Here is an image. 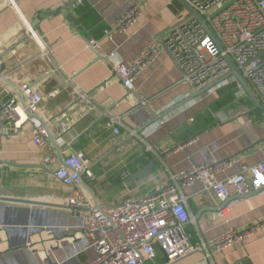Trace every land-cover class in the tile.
I'll list each match as a JSON object with an SVG mask.
<instances>
[{"label":"crops","instance_id":"crops-1","mask_svg":"<svg viewBox=\"0 0 264 264\" xmlns=\"http://www.w3.org/2000/svg\"><path fill=\"white\" fill-rule=\"evenodd\" d=\"M141 4L139 23L128 35H105L130 8ZM186 17L177 0H83L80 5L69 0H0V72L15 97L21 83L41 93L39 115L56 141L55 147L50 143V148L38 149L29 124L23 134L0 132V196L46 204L0 202V264H87L95 257L86 235L89 211L74 213L67 206L73 189L56 178L63 165L60 155L81 152L90 160L95 180L85 182L106 211L124 198L151 194L171 174L194 166L234 158L236 164L219 177L224 179L238 174L243 165L264 161L263 108L248 96L236 97L223 108L216 103L236 91L234 81L191 99L198 90L180 82L181 73L166 53L136 79L129 96L114 79V62L130 63ZM87 40L97 41V49ZM74 88L88 97L93 110L61 134L60 115L86 106ZM55 90L58 96L48 98ZM105 112L121 119L119 136L106 128ZM152 114L167 115L138 133ZM52 153L57 160L47 170L43 160ZM153 162L147 176L132 181ZM82 189L95 209L92 194L83 185ZM185 196L191 214L185 232L193 246L264 219V189L237 199L232 196L225 206L200 183ZM226 207L228 214L222 218L219 213ZM204 257L202 250L170 262L157 251L156 259L147 264H201ZM240 263L264 264V232L214 264Z\"/></svg>","mask_w":264,"mask_h":264},{"label":"built area","instance_id":"built-area-1","mask_svg":"<svg viewBox=\"0 0 264 264\" xmlns=\"http://www.w3.org/2000/svg\"><path fill=\"white\" fill-rule=\"evenodd\" d=\"M69 1L77 5L83 2ZM183 1L203 19L208 29L218 38L220 46L201 21L188 15L171 29L165 39H155L149 43L130 63H113V77L121 83L125 95L129 96L135 91L136 79L148 71L163 53L168 54L179 69L180 82L192 85L198 91L231 72L226 61L228 58L239 68L264 110V0ZM9 2L13 5V1ZM141 7L142 4L130 8L105 31V35H128L139 23ZM38 40L42 42L40 37ZM86 43L93 49L98 47L95 40H87ZM44 52L48 54L46 48ZM5 80L1 74V134H23L24 126L29 124L32 127L34 144L38 149L50 148L48 130L39 115L43 96L33 85L21 83L19 91L23 105L12 95ZM229 80L237 85V98L247 97L243 87L234 77ZM73 91L85 101L86 106L60 115L58 125L61 134L68 132L93 110L85 94L77 88ZM58 94L59 91H52L48 98H55ZM142 105L145 106L146 103L142 101ZM105 116L109 119L106 128L112 129L113 134L119 136L121 119L113 116L111 112H105ZM196 141L197 139L194 140ZM146 150L153 152L149 146ZM56 160L54 153L45 157V168L49 170ZM235 164L236 160L231 158L171 174L167 183L157 185L151 194L124 198L110 210L103 212L92 209L91 202L83 192L82 177L84 180H95L91 162L83 153H69L57 171L56 178L66 187L73 189L67 206L74 213L83 209L89 211L86 218V235L95 257L87 264H147L156 259L157 251H161L170 262H175L202 250L205 257L201 264H214L216 258L222 257L232 249L244 248L249 239L259 232H264V219L254 226L229 231L208 243L193 246L185 232V224L191 219L185 191L200 183L204 192H211L219 201L224 202L232 196H245L264 189V161L255 165H243L238 174L219 179ZM227 210V207L224 208L219 216L226 217Z\"/></svg>","mask_w":264,"mask_h":264},{"label":"water","instance_id":"water-1","mask_svg":"<svg viewBox=\"0 0 264 264\" xmlns=\"http://www.w3.org/2000/svg\"><path fill=\"white\" fill-rule=\"evenodd\" d=\"M177 1H179L181 3V5L183 6V8L187 11L189 17L196 18V19H198L199 21H201L204 24V26L208 30L209 34L216 40V42L220 46V42H219L218 38L216 37V35L210 29H208V27H207L206 23L203 21V19L196 12H194L183 0H177ZM226 61H227L228 67L231 69V72L229 74H227L226 76L222 77L220 80L216 81L215 83H213V84L209 85L208 87H206V88L198 91L195 95H193V97L191 99L200 97L203 93H206L207 91L211 90L212 88H214V87L218 86L219 84H221V83L229 80L230 78L234 77L240 83V85L243 87L246 95L253 101V103L257 107L261 108V105H260L258 99L256 98V96L254 95V93L250 89L247 80L240 73L239 68L233 62H231L228 58H226ZM0 75H1V72H0ZM6 83H8V85L11 84L9 81H6ZM17 98L20 101L23 102L22 95H21V93H20V91H19L18 88H17ZM166 115L167 114H164L161 117H164ZM161 117H158V116L152 114V119L148 123H146L142 127V129L140 131H138V133H140L142 130L146 129L147 127H149L152 124H154L155 122H157ZM47 130H48V140L55 147L56 146V141L52 137V135H51L48 127H47ZM116 149H117V147H115L114 149H112V151L110 153H113ZM110 153L108 155H106L105 157H103L100 161H102L104 158L108 157L110 155ZM60 157H61V161L63 163L64 162L63 155H60ZM153 164H154V162L151 163V165L147 169L138 172L132 178V181L133 180L135 181L136 179H141V178H144L145 176H147L150 173V171L152 170ZM82 185L85 186L90 191V193L92 194V198H93L95 210L100 211V212H103V209L99 205V197H98V195L96 194V192L91 187H89L86 184V182L83 179V177H82ZM237 198H240V196H236L233 199H237ZM231 200L232 199H228V200L224 201L223 202L224 204L222 206H225ZM0 202H3V203H14V204H22V205L23 204H25V205H36V206H45L46 205L45 203H40V202H36V201L16 199V198L4 197V196H0ZM240 264H246V263H240Z\"/></svg>","mask_w":264,"mask_h":264},{"label":"trees","instance_id":"trees-1","mask_svg":"<svg viewBox=\"0 0 264 264\" xmlns=\"http://www.w3.org/2000/svg\"><path fill=\"white\" fill-rule=\"evenodd\" d=\"M235 92L236 91H231L228 92L227 94H225L222 98H220L216 103L218 105L219 108H223L224 106H227L229 104H231L236 96H235ZM143 164H148V162H143Z\"/></svg>","mask_w":264,"mask_h":264}]
</instances>
